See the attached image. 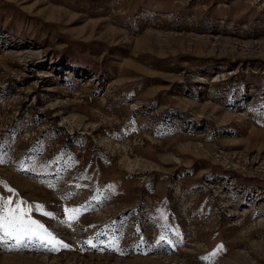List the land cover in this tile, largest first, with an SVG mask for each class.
Listing matches in <instances>:
<instances>
[{"label":"rangeland","instance_id":"1","mask_svg":"<svg viewBox=\"0 0 264 264\" xmlns=\"http://www.w3.org/2000/svg\"><path fill=\"white\" fill-rule=\"evenodd\" d=\"M0 160V264H264V0H0Z\"/></svg>","mask_w":264,"mask_h":264},{"label":"snow or ice","instance_id":"2","mask_svg":"<svg viewBox=\"0 0 264 264\" xmlns=\"http://www.w3.org/2000/svg\"><path fill=\"white\" fill-rule=\"evenodd\" d=\"M3 161L0 160V163ZM11 191V190H10ZM25 202L13 206L11 200H5L0 197V246L9 247V242H14V250H20L30 245L39 244L46 247L50 251H59L61 249H70L71 246L52 233L45 225L34 220L30 216V212L26 210ZM71 211V215H68ZM77 210L65 209L67 215L66 223H71L77 218L75 215ZM47 216H53L52 213L45 212ZM103 233L98 234L102 235ZM160 241H165L166 237L161 235ZM89 247H97L98 245L89 239L84 242ZM222 247V246H221ZM9 250H13L10 248ZM114 250H117L114 245Z\"/></svg>","mask_w":264,"mask_h":264}]
</instances>
